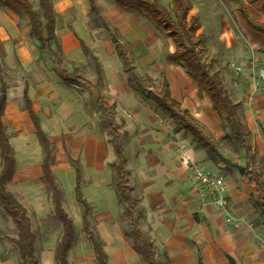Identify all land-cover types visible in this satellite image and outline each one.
<instances>
[{
    "label": "crops",
    "instance_id": "1",
    "mask_svg": "<svg viewBox=\"0 0 264 264\" xmlns=\"http://www.w3.org/2000/svg\"><path fill=\"white\" fill-rule=\"evenodd\" d=\"M95 1L98 14L92 12L90 0H56L54 11L63 58L72 66L69 73L79 69L81 74L83 70L82 77L97 85L96 65L92 57L84 53L83 43L101 65L103 79L99 90L88 89L82 83L67 84L52 56L42 52L39 43L32 38L27 21L0 3V64L6 69L8 90L2 121L14 151L9 126L16 129L14 133H18L22 141L29 136L36 141L38 138L34 136L36 128L25 107L27 88L32 109L39 116L52 147L63 138V144L76 159L75 189L77 168L83 181L81 165L85 167L86 162L89 174L95 175L87 184L107 190L109 168L117 161V156L110 142L114 139L108 137V132L105 131L106 139L100 137L104 114L98 105L101 92L104 101L114 108L118 132L127 134L124 149L129 183L134 177L140 180V190L130 185L134 195L140 191L137 198L139 207L144 210L146 225L143 229L141 224V228L154 241L158 255L167 253L172 264H200V253L203 264H231L229 258L236 264H264V213L260 194L258 187L239 169L257 173L264 183V81L249 71L252 63L264 69V34L252 30L243 13L245 9L250 19L264 26V0H241L246 4L242 10H193L195 5L192 4L189 16L199 22L197 37L202 38L199 50L203 52L204 62L212 65V73L223 78L231 99L240 105V117L254 143L251 160L245 166L236 165L239 171L231 169L225 178L236 220L233 223H227L216 207L195 199L187 160L184 164L181 157L189 156L210 167L215 166V162L191 134L184 130L177 132L176 123L130 87L117 44L129 50L141 76L154 80L156 91H161L167 79L173 99L183 110L189 111L217 143L223 132L222 118L214 111L210 97L200 91L185 67L167 61V57L178 50L168 32L148 18L122 9L113 0ZM168 11L174 15V10ZM53 49L56 50L55 45ZM239 67L243 68L240 73L237 72ZM22 124L25 131H21ZM66 126L72 128L71 133H67L69 128L63 131ZM43 164L44 152L43 159L40 156V160H27L22 165L24 175L36 174L44 180ZM175 167H180L179 171ZM98 171L100 176H97ZM9 243V239L0 234L1 264H15L9 254ZM123 247L118 246L116 252H124Z\"/></svg>",
    "mask_w": 264,
    "mask_h": 264
},
{
    "label": "trees",
    "instance_id": "2",
    "mask_svg": "<svg viewBox=\"0 0 264 264\" xmlns=\"http://www.w3.org/2000/svg\"><path fill=\"white\" fill-rule=\"evenodd\" d=\"M122 9L134 12L151 20L158 28L168 32L173 39L178 50L167 57V61L172 64L185 67L191 78L194 80L202 93L208 95L212 101L213 109L221 118L225 119L233 128L235 138L242 143L244 147L249 146L250 132L246 128L240 117V105L235 104L231 99L223 78L218 73H212L211 68L203 61L201 50V36L196 37L199 31V22L197 18H189L192 10L190 0H172L175 10L174 15L161 6V0H113ZM259 0H254V2ZM0 3L11 10H22L31 19V36L39 43L42 52L50 54L55 65L60 69L62 79L69 85H79L83 83L89 89H98L99 83L103 79V72L100 63L91 53V51L82 43L83 51L90 55L95 62L98 82L93 85L91 82L80 76L79 69L69 73L64 68V58L62 48L60 51L54 50L56 44V14L51 0H40L44 11L46 24L40 19L38 12L30 0H0ZM92 12L98 14V8L95 0H90ZM244 18L248 26L261 34H264V26L256 24L243 9ZM196 35V36H195ZM61 53V55H60ZM117 53L123 63L124 71L128 77V84L144 100L149 101L168 119L172 120L178 126L177 132L186 131L191 134L197 144L205 149L214 162L226 161L225 156L220 152L219 146L212 137L208 136L204 129L198 124L197 120L187 110H183L181 105L173 99L171 95L170 84L167 79L164 80L160 92L153 88L154 80L150 77H143L138 73L136 63L131 53L121 44H117ZM98 105L101 111L109 116V122L103 121L102 125L109 129L114 135V150L117 161L111 164V168L118 174L116 190L120 204H127L125 216L131 221L132 230L126 232V236L134 240V247L140 253L144 264H172L167 253L158 255L157 247L152 238L141 228V220L144 219V213L139 207L140 200L134 195V188L129 183V171L126 168L127 158L125 154V139L127 134H121L116 127L114 108L109 106L99 94ZM8 99V90L3 69L0 64V156L2 159V170L0 171V203L7 215H9L17 229L18 238L14 243L19 249V255L23 264H40L36 255V235L32 230V220L29 217L28 209L19 202V200L7 189V185L12 182L16 174L17 160L14 148L10 141L2 118L5 112ZM26 110L35 125L36 133L44 152V180L52 194V200L55 205L56 218L62 223L63 234L55 252V264H69V254L76 241V230L73 219L64 208L63 193L57 183V178L53 174L51 164L53 161V147L49 137L41 127L39 116L33 111L31 101L28 97V90H25ZM116 141V142H115ZM241 173L246 175L250 183L258 187L262 212L264 213V183L260 176L252 171L239 168ZM76 177V197L78 202L84 207L83 220L85 230L89 235L96 256V264H108V255L105 251V244L100 236L90 229L88 219L91 207L84 198L82 191V175L77 168ZM200 264H203V256L200 253Z\"/></svg>",
    "mask_w": 264,
    "mask_h": 264
},
{
    "label": "rangeland",
    "instance_id": "3",
    "mask_svg": "<svg viewBox=\"0 0 264 264\" xmlns=\"http://www.w3.org/2000/svg\"><path fill=\"white\" fill-rule=\"evenodd\" d=\"M30 1L33 3L34 9L38 12L40 19L43 21V24L45 26L46 21L44 19V11L41 7L40 0ZM54 1L56 0H51L53 5ZM190 1L193 5H195L193 6V10H242L243 4H245L242 3L241 0ZM161 6L167 10H175L172 0H161ZM12 12L16 15L21 16L24 20L27 21L29 25L31 24L30 17L24 11L12 10ZM54 45L55 49L60 51L61 45L58 39L56 41V44ZM200 52L204 61L205 57L203 56V52ZM94 63L95 62L93 61V64ZM206 64L210 68L212 67L210 63ZM70 65L71 64L66 60L64 61V67L68 70V72L72 70V66ZM80 72V76H84L83 70H81ZM3 75L6 78V69H3ZM84 87L86 86L84 85ZM153 88L158 89V87L154 84ZM101 119L102 122L104 120L109 122V116L106 114H102ZM24 125L25 124L21 125V131H25ZM101 127L103 130L100 136L101 138L106 139L105 131H107L108 137L111 140L114 139L109 129L104 127L102 123ZM221 127L223 128V132L219 136V140L217 143L220 147L221 153L225 156L226 161L215 162V166L211 168L217 173L222 174L226 178L231 169H236L237 171H239L236 168V165L245 166L246 163L251 160L250 157L254 152V143L251 137L249 146L244 147L242 143L235 138L232 126H230L224 118L222 119ZM32 128H34L33 124ZM68 128V126L63 127V131L67 132ZM14 129L15 128L11 126L8 127L9 132L13 134L12 142L15 145L17 158V178L15 177L12 182L7 185V189L19 200L21 204H23L28 209L29 217L32 220V230L36 235L35 250L40 264H55L56 248L63 234L62 223L56 218L55 205L52 200V194L49 192L45 180H43L39 175L36 174L27 177L26 175H24L25 167L22 168V165L26 164L27 160H35V158H38V160H40V156H42L43 159V151L39 144L36 133H34V136H36L37 141L30 136L24 137V140L22 141L20 139V135H18V133H14ZM69 130L70 131L67 133L72 132V128H69ZM31 136H33V133H31ZM62 139H60L57 144L54 143L53 145L52 169L57 177L59 188L63 193L64 208L69 216L73 219L76 228V241L68 257L69 264H96L95 253L89 240V235L85 230V224L83 222L84 207L78 203L75 194V169L77 162L75 163L76 159H74V157H72L68 152L67 146L63 144ZM126 142H128L127 139H125V143ZM184 157L185 156L181 158L185 164L189 156L185 158ZM179 168L180 167H175V169L178 171ZM81 169L83 173L82 186L84 196L87 198V201L91 205V212L89 215V221L91 224L90 229L96 232L103 240L105 244V250H107L106 252L109 257L108 263L143 264L140 253L135 250L134 240L126 236V232H130L132 230V225L130 219L124 215L127 204L119 203L116 190L118 174L115 170L109 168L107 190L101 191L99 188L95 187L93 183L87 184L88 180L95 178V175L89 174L90 170L86 162L85 167L81 165ZM85 169L86 171L84 180ZM1 170L2 159L0 156V171ZM97 176H100V171L97 172ZM167 178H172V176L167 175ZM70 180H73V182H69ZM130 183L135 187V189L140 190L141 184L140 180L137 177H134ZM139 192L137 190V193H135L136 197L139 196ZM194 196L196 195L194 194ZM195 199L198 201L199 198L196 196ZM195 199L192 198L193 201H196ZM101 201L103 202V204H101ZM105 201L106 204L104 203ZM142 212L144 213V210H142ZM144 222L145 220L142 219L141 224H143V229L146 228ZM0 234H2L3 237H7L10 241L9 248H11V250L9 254H11L15 264H23L19 255V249L14 243V240L18 238L16 226L12 218L5 213L1 203ZM121 241L124 243V247ZM118 246H122L124 252L118 254L116 252ZM162 254L163 252H159V256H161ZM1 261L2 255L0 252V264Z\"/></svg>",
    "mask_w": 264,
    "mask_h": 264
},
{
    "label": "built area",
    "instance_id": "4",
    "mask_svg": "<svg viewBox=\"0 0 264 264\" xmlns=\"http://www.w3.org/2000/svg\"><path fill=\"white\" fill-rule=\"evenodd\" d=\"M242 71V67L237 68V72ZM249 71L258 80L264 81V69H259L255 63H252ZM186 165L193 192L199 201L220 210L226 217L227 223L236 221L231 210L229 186L225 177L213 170L207 163L191 160L190 157L187 158Z\"/></svg>",
    "mask_w": 264,
    "mask_h": 264
},
{
    "label": "water",
    "instance_id": "5",
    "mask_svg": "<svg viewBox=\"0 0 264 264\" xmlns=\"http://www.w3.org/2000/svg\"><path fill=\"white\" fill-rule=\"evenodd\" d=\"M115 40H116V42H118V39L117 38ZM229 259L231 261V264H236L232 258H229Z\"/></svg>",
    "mask_w": 264,
    "mask_h": 264
}]
</instances>
